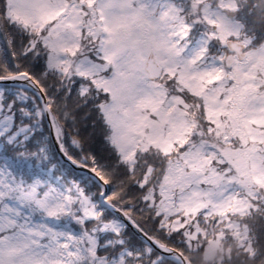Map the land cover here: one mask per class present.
<instances>
[{
	"label": "snow or ice",
	"instance_id": "1",
	"mask_svg": "<svg viewBox=\"0 0 264 264\" xmlns=\"http://www.w3.org/2000/svg\"><path fill=\"white\" fill-rule=\"evenodd\" d=\"M0 264H264V0H0Z\"/></svg>",
	"mask_w": 264,
	"mask_h": 264
}]
</instances>
